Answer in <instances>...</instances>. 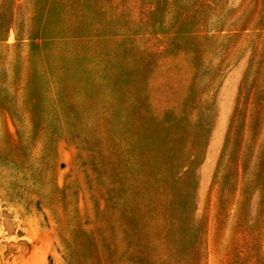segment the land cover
<instances>
[{"label": "rangeland", "instance_id": "1", "mask_svg": "<svg viewBox=\"0 0 264 264\" xmlns=\"http://www.w3.org/2000/svg\"><path fill=\"white\" fill-rule=\"evenodd\" d=\"M0 264H264V0H0Z\"/></svg>", "mask_w": 264, "mask_h": 264}, {"label": "trees", "instance_id": "2", "mask_svg": "<svg viewBox=\"0 0 264 264\" xmlns=\"http://www.w3.org/2000/svg\"><path fill=\"white\" fill-rule=\"evenodd\" d=\"M10 28H11V26H10V25H7V26H6V32H7Z\"/></svg>", "mask_w": 264, "mask_h": 264}]
</instances>
